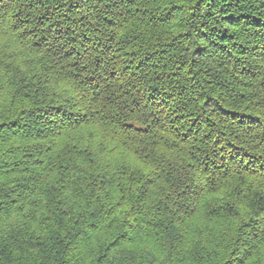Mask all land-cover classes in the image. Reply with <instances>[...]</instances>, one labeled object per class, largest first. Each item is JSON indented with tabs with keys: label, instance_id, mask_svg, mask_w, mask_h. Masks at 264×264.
Instances as JSON below:
<instances>
[{
	"label": "trees",
	"instance_id": "obj_1",
	"mask_svg": "<svg viewBox=\"0 0 264 264\" xmlns=\"http://www.w3.org/2000/svg\"><path fill=\"white\" fill-rule=\"evenodd\" d=\"M0 264H264V0H0Z\"/></svg>",
	"mask_w": 264,
	"mask_h": 264
}]
</instances>
